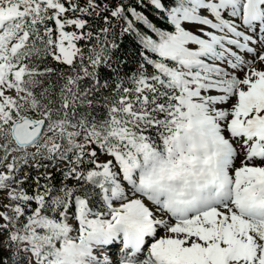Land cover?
Segmentation results:
<instances>
[{
    "label": "snow or ice",
    "instance_id": "obj_1",
    "mask_svg": "<svg viewBox=\"0 0 264 264\" xmlns=\"http://www.w3.org/2000/svg\"><path fill=\"white\" fill-rule=\"evenodd\" d=\"M0 238L264 264V0H0Z\"/></svg>",
    "mask_w": 264,
    "mask_h": 264
},
{
    "label": "trees",
    "instance_id": "obj_2",
    "mask_svg": "<svg viewBox=\"0 0 264 264\" xmlns=\"http://www.w3.org/2000/svg\"><path fill=\"white\" fill-rule=\"evenodd\" d=\"M129 51L131 52V47H129Z\"/></svg>",
    "mask_w": 264,
    "mask_h": 264
},
{
    "label": "rangeland",
    "instance_id": "obj_3",
    "mask_svg": "<svg viewBox=\"0 0 264 264\" xmlns=\"http://www.w3.org/2000/svg\"><path fill=\"white\" fill-rule=\"evenodd\" d=\"M0 239H2V238H0Z\"/></svg>",
    "mask_w": 264,
    "mask_h": 264
}]
</instances>
